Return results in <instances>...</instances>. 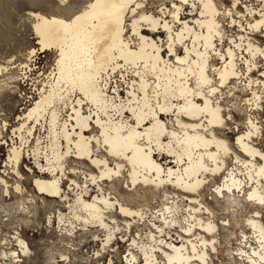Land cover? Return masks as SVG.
<instances>
[{
	"label": "bare ground",
	"instance_id": "obj_1",
	"mask_svg": "<svg viewBox=\"0 0 264 264\" xmlns=\"http://www.w3.org/2000/svg\"><path fill=\"white\" fill-rule=\"evenodd\" d=\"M109 1L29 12L38 47L17 66L0 65L2 98L19 90L34 56L55 54L32 105L13 124L0 114V136L10 133L0 203L16 198L28 227L49 208L45 229L64 246L44 245L43 256L56 252L51 264H73L70 251L87 235L105 264H224L221 231L231 223L208 202H242L254 205L249 232L226 259L264 264V44L255 38L264 39V0H124L120 10ZM34 255L21 226L0 230V264Z\"/></svg>",
	"mask_w": 264,
	"mask_h": 264
},
{
	"label": "rangeland",
	"instance_id": "obj_2",
	"mask_svg": "<svg viewBox=\"0 0 264 264\" xmlns=\"http://www.w3.org/2000/svg\"><path fill=\"white\" fill-rule=\"evenodd\" d=\"M254 1H255L254 4H257L256 2L257 0H253V1L251 0L252 3ZM69 2L75 3L78 6H83L85 5L86 0H69ZM123 3L124 0H110L107 4V7L110 6L114 10H120L123 6ZM165 4L168 5L169 3L166 1ZM57 5H59L58 0H0V65L1 66H7L8 68L17 66L20 62L19 60L25 59L24 55L29 47H35V48L38 47L36 45L37 42L36 35L34 34V31L32 30L31 27L32 18L29 12L31 11L40 12L45 15L51 13H58ZM156 6L157 4H148L147 9L150 11H155ZM61 13L64 15L67 14V12L65 11H61ZM231 29L233 31V34L241 31L239 30V28L236 27H233ZM259 36L256 35L255 38H257L260 42L262 41V43L264 44V39H262ZM12 58L14 60L10 62V59ZM32 59H34L33 62L34 66L32 67L33 70H31L27 78H24L22 81L16 82V85L19 87L18 90L19 92L18 91L14 92L13 95H8L9 93H6L4 97L0 98V114L2 115L1 117L5 118L9 124L15 123L18 114L21 111H25L27 107L32 105L33 99L38 98L39 89L37 88L41 87L44 78V75H42V73H48L50 71L55 61V54L51 51H46L40 54L38 53ZM254 74L257 73L254 72ZM112 80H117L119 82L118 83L119 85H121L123 88L125 87V85L121 82L118 74H115V77L112 78ZM240 96L241 99L245 98L244 97L245 94H240ZM231 101L234 102V100ZM226 105H228L227 107L232 109L233 104L231 102L227 103ZM259 113L260 114L257 113L258 116L261 118L262 121H264V109L261 110ZM232 116L236 117L238 121V125H237L238 130L242 131L243 126L240 123V119H242L241 115L240 114L238 115L237 113L234 112L232 113ZM234 122H235L234 120L231 122L232 123L231 127L233 128L236 126L233 124ZM235 128L232 133H228L229 140H231V142L232 141L234 142L236 138V134L238 132V130H235ZM227 131L228 130H224V133H226ZM2 136H0V158L4 159L7 151L6 148L7 145L3 143L5 141L7 142L10 141V133L7 134L3 133ZM259 138L258 139L261 142V148L264 149V134L262 137ZM126 142L129 145L130 140ZM74 165L75 164H73V166ZM2 166L3 164L0 163V171L3 169ZM80 168L87 169V166L80 165ZM28 185L29 184H27L26 186L28 187ZM211 185L212 183L209 184V186ZM209 192H210V188L207 189V192H205V196H208V199L211 198ZM139 193H142V191L141 192L139 191ZM214 199L209 200L208 203L214 209V213L216 217L215 219L221 223L223 219L227 218L231 223V225L227 227V229L229 230H223V232L221 231L222 245L219 253L220 254L219 259L222 260L224 264H228V259H226V255L230 254V250H229L230 247L232 248L236 246L235 244L237 243L238 233H240V231L245 232V230H247L246 232H249V229L246 226H244L246 225L245 219L253 212L254 205L246 206L244 203L241 202L239 206L234 205L230 207L228 206V203L223 202L222 200L218 202L215 201ZM17 202H18L17 199L16 198L14 199L13 196H11L10 200L8 199L2 200V203H0L1 206H3L6 209H9V213L11 214L10 215L11 221L13 222L12 226L5 225V223L6 224L8 223L7 221H4L6 219V216L5 213H3L2 210H0V222L3 221L2 222L3 225L0 223V230L3 231V236L4 234H12L14 229H17L18 227L21 226L24 237L27 239L32 251L35 252V255L32 258L31 262H26L25 264H51L50 262L54 261L52 259V256L55 257L56 252H53L54 255H51L50 253V255L47 257L43 256L44 245L47 244L49 246L48 249H52L57 245L62 246L63 243L57 242V238H56L57 233H54L53 231L49 233L45 229L44 213L47 212L49 208L48 209L39 208L37 210V215L35 216L36 218H34L31 221V223H29V227H28L23 223L24 222V220H22L23 216L17 215L16 213ZM146 203H149V205L152 206L158 205L156 203L153 204V201L151 202L147 201L144 202L143 204ZM132 205L136 206L139 204L138 202H134ZM56 206H57L56 203L51 202V207H56ZM263 214H264V210H263ZM85 239L86 241H83ZM85 239L81 240L79 251H70V257L73 264H84V263L95 264L99 262L97 261V259H94L95 257L94 250L96 251L99 249L100 251V248L95 243L91 242L92 240L91 235H87ZM62 247L64 248V246ZM41 249L43 250L41 251ZM236 250L234 251V254L232 253L230 259L236 257ZM122 251H124L123 244L120 246V252L122 253ZM106 255L108 254L105 253L103 259L99 258L101 261L99 263L105 264L104 259L106 258ZM119 257L120 255L118 254L114 258V261L118 263L119 260L117 261V259ZM88 259L90 260L92 259L90 263L87 261Z\"/></svg>",
	"mask_w": 264,
	"mask_h": 264
},
{
	"label": "built area",
	"instance_id": "obj_3",
	"mask_svg": "<svg viewBox=\"0 0 264 264\" xmlns=\"http://www.w3.org/2000/svg\"><path fill=\"white\" fill-rule=\"evenodd\" d=\"M37 92V91H36Z\"/></svg>",
	"mask_w": 264,
	"mask_h": 264
}]
</instances>
